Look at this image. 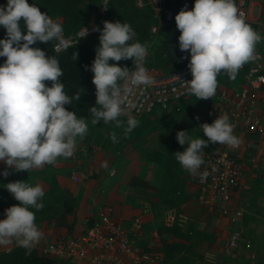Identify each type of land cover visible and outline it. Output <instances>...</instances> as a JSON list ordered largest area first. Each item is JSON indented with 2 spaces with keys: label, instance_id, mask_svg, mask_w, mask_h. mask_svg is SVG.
<instances>
[{
  "label": "clouds",
  "instance_id": "clouds-1",
  "mask_svg": "<svg viewBox=\"0 0 264 264\" xmlns=\"http://www.w3.org/2000/svg\"><path fill=\"white\" fill-rule=\"evenodd\" d=\"M102 5L107 8L106 0ZM174 19L180 32L179 48L190 54L188 68L192 79L184 80V87L197 99L207 100L215 95L217 76L222 71L234 80L246 63L260 58L256 45L262 37L246 22L235 0H195L192 10L182 8ZM0 26L6 31V38L0 39V57H6L0 66V162L6 167L0 175L7 177L9 169L28 172L52 165L60 157H72L77 138L86 136V120L65 108L79 101L82 92L69 97L61 82L64 72L58 59L31 46L56 41L55 52L67 51L87 35V29L82 27L78 39H66L62 25L27 0H7L0 7ZM93 30L100 35L90 68L96 90V104L89 108L91 123H112L115 128H122L127 138L139 126L131 114L138 107L133 97L141 86L155 83L144 67L148 46L135 41L136 32L128 23L104 21L102 29ZM72 55L76 60L78 54L74 51ZM129 59L133 70L114 63ZM84 67L89 70L87 65ZM45 81H50L51 86H46ZM120 117H126V123ZM202 131L206 139H193L186 130L178 131L175 137L178 144L187 147L173 155L194 176L200 174L205 163L202 151L209 143L236 148L241 142L233 134L226 114L211 124H202ZM110 136L113 143L119 142L116 132ZM200 175L203 179L206 173ZM5 188L19 204L4 210L0 244L15 239L30 251L42 238L30 209L39 211L44 207V190L39 184L30 186L26 181L10 182Z\"/></svg>",
  "mask_w": 264,
  "mask_h": 264
},
{
  "label": "crops",
  "instance_id": "crops-1",
  "mask_svg": "<svg viewBox=\"0 0 264 264\" xmlns=\"http://www.w3.org/2000/svg\"><path fill=\"white\" fill-rule=\"evenodd\" d=\"M245 5L246 22L261 35L256 48L264 55V0H245ZM241 73L239 70L234 80L225 77L226 86L236 85ZM256 100L260 124L234 133L241 142L233 154L242 163L244 173L231 188L226 212L196 200L193 177L181 185L178 171H168L160 162L138 174L131 170L126 152L118 156L93 142L77 141L72 157H60L50 165L58 195L72 203V208L65 213L61 204L54 202L58 214L39 224L42 238L34 245L36 250L43 254L42 247L49 241L80 232L88 221L89 210L109 204L114 216L126 224L139 218L140 225L131 235L133 245L147 250L153 264H254L255 260L264 264V85L256 92ZM210 119L207 124L212 123ZM201 130L197 129L191 138H198ZM175 192L179 195L168 201ZM2 195L0 220L5 219ZM145 202L148 211L143 207ZM167 209L182 217L176 226L162 224ZM232 232L238 236L235 248H229L226 241ZM172 235L181 239L173 240ZM13 244H17L15 239L0 244V250ZM62 263L83 264L74 258Z\"/></svg>",
  "mask_w": 264,
  "mask_h": 264
},
{
  "label": "built area",
  "instance_id": "built-area-1",
  "mask_svg": "<svg viewBox=\"0 0 264 264\" xmlns=\"http://www.w3.org/2000/svg\"><path fill=\"white\" fill-rule=\"evenodd\" d=\"M135 5L140 6L141 0H134ZM153 15L162 16L169 20L172 16L173 0H148ZM107 3V0H106ZM240 12L245 16L247 7L245 0H235ZM105 0H98L95 12H102ZM158 9V10H157ZM53 21L61 24L59 16H49ZM99 24L92 13L87 21L75 31L64 35L66 39H78V33L82 27L87 29V35L94 32ZM157 25L149 26V31L155 33ZM56 41L53 43V48ZM259 59L246 63L241 70L240 81L233 86L222 87L217 96L211 102L213 121L215 118L226 114L233 125V134L239 128L253 129L260 124L261 116L258 111L256 92L264 85V55L256 48ZM149 74L155 83L152 86H141L136 96L137 109L131 114L149 113L156 106L158 109H168L188 94L184 87V80H191L192 76L188 63L176 66L166 73H156L148 68ZM134 66L129 67L133 70ZM212 121V122H213ZM235 148L219 144L214 150L204 153V164L199 169L200 174L206 173L204 178L200 174L193 175L196 200L208 208L216 207L221 213L226 212L227 204L231 202V188L243 175L244 167L234 156ZM146 211L149 210L147 202L143 204ZM172 209L163 212L162 224L171 226L182 218ZM88 221L85 227L78 233L67 234L49 241L42 247L43 254L52 256L60 261L67 259H79L83 264H153V256L145 249L133 245L131 237L134 228H138L140 220L135 217L130 224L116 218L112 206L102 204L88 211ZM237 233L232 232L227 237V246H237ZM209 259V256H204Z\"/></svg>",
  "mask_w": 264,
  "mask_h": 264
},
{
  "label": "trees",
  "instance_id": "trees-1",
  "mask_svg": "<svg viewBox=\"0 0 264 264\" xmlns=\"http://www.w3.org/2000/svg\"><path fill=\"white\" fill-rule=\"evenodd\" d=\"M142 1L143 3L137 6L134 0H107V8L98 13L95 12L98 0H27L30 5H36L42 12L47 13L48 16H59L61 18L64 35L75 31L87 21L92 13H94L95 20L99 24L97 29L103 28L104 21L128 23L136 32L135 41L148 45V41L152 36L149 31V26L155 23L157 25V30L155 32L157 41L153 46L152 54L146 56L144 64L147 67L157 66L162 68L169 62H177V64H179L183 60L180 59L182 56L189 59L190 54L186 51L181 52L179 48L178 37L180 32L176 27L174 18L182 8L185 10H192L195 0H175L177 8L172 11V16L169 20L163 19L162 16H154L147 0ZM6 4L7 0H0V7ZM20 23L23 31V20H21ZM99 35V31H94L79 39L75 47L60 53L54 51L53 43L55 41H51L47 44L37 42L31 46L38 47L44 50L47 55L54 56L58 59L60 67L64 72V75L61 77V82L64 83L65 93L69 97L73 96L77 91L82 92L79 101H73L72 105H65L66 110L74 111L77 118H92L89 108L96 104V90L92 83L93 73L90 71V68L95 58V49L99 46ZM74 51L78 54L76 60L73 59L72 55ZM110 63L113 62L110 61ZM114 63L122 68L134 66L130 59ZM85 65L88 66L89 70H85ZM44 83L46 86H51L50 81H45ZM177 102L173 107H176ZM182 120L185 124L191 125L193 123V116L189 118L183 116ZM198 138L206 139V137L203 136L202 130ZM186 147L187 145H184V148ZM217 147L218 143H209L202 152L206 153ZM56 201L61 204L63 212H70L72 203L64 200L59 195ZM172 226H176V224L173 223L170 227ZM0 264L63 263L52 256L39 253L34 246L29 251L19 246L17 243L6 249L0 250Z\"/></svg>",
  "mask_w": 264,
  "mask_h": 264
},
{
  "label": "rangeland",
  "instance_id": "rangeland-1",
  "mask_svg": "<svg viewBox=\"0 0 264 264\" xmlns=\"http://www.w3.org/2000/svg\"><path fill=\"white\" fill-rule=\"evenodd\" d=\"M142 3L143 1L141 0V4ZM172 8L173 10L177 8L175 0H173ZM151 34L152 36L147 45L148 54H152L153 46L157 41L155 33ZM5 38L6 31L3 26H0V39ZM5 59L6 57H0V66L3 65ZM186 63H189V59L187 58L183 59L179 64H177V62H169L162 68L157 66L148 68L161 74L166 73L176 66ZM227 76L228 75L223 71L217 76L218 87L215 95L210 99L201 100L197 99L192 94H188L186 97L178 100L176 107L158 110L155 106L153 110L147 114H132L138 119L139 126L129 133L127 138L123 136V129L115 128L112 123L105 125L101 121L99 124L93 125L91 123L92 118H85L88 123V132L82 140L77 138V141L93 142L94 144L100 145L105 149L112 151L118 156L123 152H126L129 157L131 170L136 171L138 174L158 162L163 163L166 170H171L172 172L175 170L178 171V174L181 176L180 182L182 185L186 182V180L191 181L193 175L184 170L173 155V153L177 151L182 152L185 149L184 145L182 146L176 141V133L181 130H186L188 131V135L193 137V133H195L197 129H202V124L209 122V118L213 121L212 114L211 117L209 116L210 112H213L211 102L216 98L220 88L228 87L226 86L227 80L225 78ZM183 116L186 118L193 116V123L191 125L185 124L182 120ZM197 117L199 119H197ZM120 119L126 123V117H120ZM112 132H116L119 137V142H112L110 136ZM5 167L6 165L3 162H0V172H3ZM9 172L10 174L7 177L0 175V180H3V183H0L2 184L0 186V193L3 194L4 210L10 206L19 204V201H17L13 195L7 191L5 185L14 181H26L30 186H36L39 184L44 190V196L41 201L44 207L39 211L30 209L35 213V223L38 226V229L42 220L45 218L49 219V217H55L58 214L59 210L57 209V205L54 204L58 198V193L55 187L54 177L52 174L53 172L50 169V165L46 164L42 168L32 169L28 172H14L11 169H9ZM193 192L195 193V189ZM178 195V192H175V195L170 196L168 201H171L172 198H176ZM58 219L59 218L56 220ZM171 239L179 241L181 238L179 236L172 235ZM201 257L202 250L198 253V258L201 259ZM254 264H258V260H255Z\"/></svg>",
  "mask_w": 264,
  "mask_h": 264
}]
</instances>
